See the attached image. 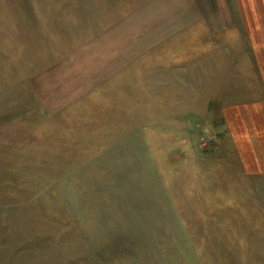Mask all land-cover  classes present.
<instances>
[{
	"label": "rangeland",
	"instance_id": "obj_1",
	"mask_svg": "<svg viewBox=\"0 0 264 264\" xmlns=\"http://www.w3.org/2000/svg\"><path fill=\"white\" fill-rule=\"evenodd\" d=\"M0 264H264V0H0Z\"/></svg>",
	"mask_w": 264,
	"mask_h": 264
},
{
	"label": "crops",
	"instance_id": "obj_2",
	"mask_svg": "<svg viewBox=\"0 0 264 264\" xmlns=\"http://www.w3.org/2000/svg\"><path fill=\"white\" fill-rule=\"evenodd\" d=\"M199 14L201 13L200 10H198ZM212 14V13H211Z\"/></svg>",
	"mask_w": 264,
	"mask_h": 264
}]
</instances>
